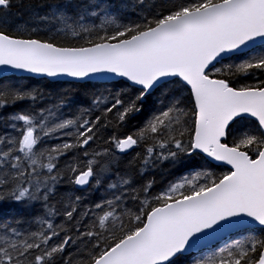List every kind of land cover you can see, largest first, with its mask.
I'll return each instance as SVG.
<instances>
[{
  "label": "snow or ice",
  "instance_id": "snow-or-ice-1",
  "mask_svg": "<svg viewBox=\"0 0 264 264\" xmlns=\"http://www.w3.org/2000/svg\"><path fill=\"white\" fill-rule=\"evenodd\" d=\"M0 264H264V0H0Z\"/></svg>",
  "mask_w": 264,
  "mask_h": 264
},
{
  "label": "trees",
  "instance_id": "trees-1",
  "mask_svg": "<svg viewBox=\"0 0 264 264\" xmlns=\"http://www.w3.org/2000/svg\"><path fill=\"white\" fill-rule=\"evenodd\" d=\"M65 86H67V85L65 84Z\"/></svg>",
  "mask_w": 264,
  "mask_h": 264
}]
</instances>
